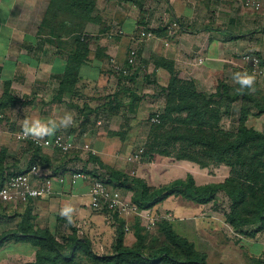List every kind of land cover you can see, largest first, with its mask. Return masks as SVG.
<instances>
[{
  "label": "crops",
  "instance_id": "1",
  "mask_svg": "<svg viewBox=\"0 0 264 264\" xmlns=\"http://www.w3.org/2000/svg\"><path fill=\"white\" fill-rule=\"evenodd\" d=\"M6 1L0 0V89L4 88L6 81H11V92L14 91L23 96L33 94L35 99L49 96L51 92L58 98L60 82L68 61L67 54L72 46L69 43V35L62 36L58 40L49 34L38 33L42 17L51 0H8L10 7L7 12H3L2 6ZM138 1L142 3V7L136 0H97L96 8L102 18L98 24L91 23L88 26V30L93 25L98 29L97 33H89L90 39L95 42L90 45V48L93 51L92 46H95L94 51H98V54L106 60L113 57L119 61H125L130 48L136 46L138 64L139 57H148V66L153 67L152 70L148 69L151 78L156 79L160 84H154V96L165 94L161 86L166 85V79L170 74L168 69L157 65L156 61L153 62L156 58L171 61L176 69L182 71L183 76L194 78L198 87L202 89L204 85L207 86V83L212 81V78L228 71V68L231 69L230 63L239 64L242 67L244 62L242 55L246 52L258 54L264 61V0H261L258 7L249 4L247 0ZM28 24L37 27L29 30ZM142 30L151 31L153 35L141 37ZM257 39L262 43H256L259 42ZM106 60L101 63L94 62L98 72L108 66ZM89 67L91 66L82 69V75L84 71L90 70ZM137 68L138 65L135 70ZM109 71H112L111 75L118 79V74L111 67ZM182 75L180 74L181 77ZM159 76L162 77L161 80H158ZM77 87L80 89V99L77 98L74 101L67 93L61 99L64 102L60 105L65 104L71 107H69L71 110H65L66 113H71L75 106L78 107L84 101L81 99L85 97L83 94L86 92H83L81 82ZM2 95L3 92L0 93V97ZM58 103L56 100L51 103L54 105L52 114L57 113ZM58 113L55 117L44 118L42 115L37 117L35 115L34 118L59 121L66 114ZM81 117V115H73V121L83 123L78 125V133L86 129V118ZM60 132L61 129H58L55 134ZM59 151L51 147L35 146L29 140H18L12 131L5 127L0 128V168L5 169L4 176L0 173V185L7 177L25 171L34 162L43 166L45 176L54 178L52 194L31 198L27 202L0 204V264H34L35 242L22 238L24 234L19 232L22 229L35 227L36 230L32 229L33 232L44 233L45 230L56 229L59 223L63 226V222L59 220L62 219L65 224L68 221L61 217L59 212L66 204L74 208L72 221L75 224L85 223L87 236L92 240L93 248L98 254L100 252L95 249V246H101L100 242L107 241L108 235L113 233V228L117 224L116 216L122 218L125 224L128 220L132 228L136 217L126 218L91 208V197L88 193L89 180L82 179L75 186H72L69 180L72 171L84 170L83 162H79L81 158H78L76 154H65L61 151L59 155ZM175 170L177 176L173 180L186 178L191 174L198 185L223 182L230 174V168L226 165L216 167L213 170L215 172L208 174L211 170L202 168L194 162L182 160L152 175L161 179ZM217 170L223 171L222 178L216 179ZM150 171V169L147 170L146 174L152 176ZM60 173L63 175V180L58 177ZM207 174L214 179H208ZM93 175L90 176L93 177ZM168 179L166 178L163 183L173 181ZM171 199V197L167 198L153 210L157 214L167 215L168 217H162L158 221L169 220L178 233L196 226L198 219L202 216L217 219V211L211 206L217 205L214 202L196 204L182 200L172 207L169 203ZM207 207L211 209L206 211ZM188 217L194 222H186ZM179 220L184 221V224L178 223L175 227L174 223ZM141 224L143 226L142 222ZM11 233L15 238L9 236ZM157 233L155 235L163 240L159 230ZM181 233L179 234L187 237ZM33 238L38 239L34 236ZM134 241L136 236L132 229L126 233L125 243L130 245ZM224 244L219 243L220 248ZM220 262L226 263L223 260Z\"/></svg>",
  "mask_w": 264,
  "mask_h": 264
},
{
  "label": "trees",
  "instance_id": "2",
  "mask_svg": "<svg viewBox=\"0 0 264 264\" xmlns=\"http://www.w3.org/2000/svg\"><path fill=\"white\" fill-rule=\"evenodd\" d=\"M136 2L142 7L140 1ZM96 4L97 0H51L41 24L40 33L47 32L58 40L62 36H70L69 43L72 47L68 51L66 70L60 82L61 96L63 93H73L78 88L81 71L91 52L89 37L84 36L86 26L101 20L100 16L95 15ZM155 61L157 65L170 71L169 82L161 86L167 104L163 115H159L161 124L157 123L150 129V139L142 159L150 161L154 152L173 154L177 160L191 161L202 168L209 167L212 163L226 165L230 168V174L219 183L198 185L193 175L189 174L186 178H177L159 187H151L144 179L134 177L129 172L107 168L95 156L94 160L108 174L104 177L106 182L117 188L133 189L132 201L140 208L152 209L171 196H180L196 204L216 203L218 193L223 191L231 200L230 210L225 214L226 221L242 235H255L262 228L250 231L244 227L264 222V132L248 126L246 120L254 107L260 113L263 111V102L254 99L247 89H236L225 80L214 91L200 90L196 80L182 79L171 61L162 58H156ZM136 76L137 70L134 68L129 76L131 83L136 81ZM123 78L122 74H118L119 89L110 96L109 103L113 104L121 93L129 99L127 103L121 102L113 106L114 113H120L127 104L134 111L139 100L141 101V96L136 93L131 83L123 84ZM10 87L11 81H6L4 93L0 97V108L18 101L33 102L32 96H13ZM240 95L243 103L238 130L225 132L221 126L222 112L216 105V99H225L230 108ZM184 111H188V114L177 119L173 117L175 112L183 115ZM176 121L180 122L178 126H167L168 123ZM0 173L4 176V167L0 168ZM115 218L120 227L117 230L119 236L116 252L112 254H98L93 248L92 240L86 235L79 236L75 228L67 238L69 253L49 230L38 233L30 232L26 228L19 233L22 232L24 236L21 237L25 239L34 236L44 240L50 251L55 252L50 256L39 253L34 264H59L61 257L66 262H72L79 253V256L82 255L95 264H209L207 253L200 251L193 241L180 235L169 220L158 223V230L164 239L159 243V236L145 232L146 228L136 217L132 223L136 241L133 245H126L125 221L117 216Z\"/></svg>",
  "mask_w": 264,
  "mask_h": 264
},
{
  "label": "rangeland",
  "instance_id": "3",
  "mask_svg": "<svg viewBox=\"0 0 264 264\" xmlns=\"http://www.w3.org/2000/svg\"><path fill=\"white\" fill-rule=\"evenodd\" d=\"M7 1L2 6L3 12H7L10 7V4L7 3ZM47 9L45 10V14L42 17L43 19L46 15ZM43 11L44 9L41 11V14L43 13ZM95 15L102 18L101 13L97 10V8L95 10ZM43 19L41 21V24L43 22ZM89 24L86 26V35L84 36H86L87 38L89 37L88 44L90 48V45L95 44V42L90 39L89 33H97L98 29H96L97 27L93 25V27L89 28L88 30ZM28 26L30 27L29 30H33L37 27L34 25L32 26L31 24H28ZM38 33H40V28L38 30ZM40 34L47 35V32H43ZM259 39H257V41L259 42L256 43L261 44L262 42H260ZM92 47L93 51L89 53V58L85 63L86 65L84 66H91L89 67L90 70L84 71L83 75L80 78V81L78 82V84H80L81 82L83 92H86L84 94L82 93L83 95H85V97H83L81 100L84 101L82 102V104H79L78 107L75 106L73 111L71 112L72 115L77 114L81 115L82 119L86 118V129L84 132L82 131L78 133V125L83 123L74 120L73 124L67 129L61 128V132L66 131L69 133H73L76 144L83 145L88 143L92 148L96 150V154L87 153L84 158L80 157L76 152H73L72 154H76L78 158H81L79 162H83L85 166L84 170L88 172L87 174H96V177H106L108 176V174L105 168H102L100 166V163L94 160L95 156L100 158V161L107 165V168H113L117 170L121 169L123 171L129 172L134 177L144 179L151 187H159L160 185L164 184L163 182L166 181V178H169L168 180H173V178L177 176V173H175L176 170L168 173L169 175H166V177H162L161 179H158L152 174L160 172L163 168L169 167L172 164L181 162L182 160L175 159V155H164L158 152H154L150 161L147 162L142 159V156L145 154L147 148V143L150 139V129L155 126V124L160 123V121L153 122L152 118L156 115L162 116L167 104L165 94L163 96L153 95L155 86L154 84H160L156 79L151 78V73L148 71V69L152 70L153 67L148 66V57H139V64L138 68L136 69V81L133 83L130 82L136 93L141 96V101L139 100V102L135 106L136 109L134 111H131L129 109V105L127 104L123 107L120 113L119 111L114 113L112 107L116 104H121V102L127 103V100L129 98L127 95L121 93L118 95V99L113 104L109 103L110 96L117 92L119 89L118 79L115 76L111 75L112 71H109V68H112L111 58L106 60V58L98 54V51H94L95 46ZM90 50L92 49L90 48ZM104 60L108 61V66H103L104 69L102 70L99 68L101 71L98 72L96 69L98 67L94 62L96 61L101 63V61ZM154 61L155 60H153V62ZM242 65L243 66L241 67L239 64L236 65L234 63H230L231 69L228 68V71H224L223 73H220L218 77L216 76V78H212V81L207 83V86L204 85L203 89L200 86L198 88L206 92H211L215 90V88L219 83H221L222 80H225L235 86L236 89H241L240 85L234 82L233 74L237 72H248L249 74H254L250 70V66L246 61H244ZM177 70L179 71V74L182 75V71H180L178 68ZM255 77L256 82L254 85V89H244H247L254 99L263 102L264 105V77L262 78L258 75H255ZM157 78L158 80H161L162 77L159 76ZM169 78L170 74H168L166 84L169 82ZM181 78L190 81L194 79L192 77L186 78V76L183 75ZM4 89L5 84L4 88L0 89V93H4ZM60 92L61 91L59 90L58 98L54 97L56 94L53 95V93L51 92H49L51 95L43 96L41 97V99H39L38 97L35 99V96L32 94V96L34 97V102L32 103H21L20 101H18L5 106V108H0V112H5L4 118L1 119L2 121L0 122V128L5 127L7 130L12 131L14 134H16V131L22 129V122L24 118H34L35 115L36 117L38 115H42V117L48 118L52 116L55 117L56 114H59L58 112H60L61 114L66 113L65 110H69L71 107L65 104L60 105L61 102H64V100L61 101V99L65 95V93H63L61 96ZM11 93L13 96L16 95L20 98H23V95L18 94L14 91ZM79 93L80 89L76 88V90H73V93L68 92L67 94L71 96V99L76 101L77 98L80 99ZM55 100L59 102L57 108L58 110L56 111V114L55 112L52 114L54 105L51 103L55 102ZM216 101V105L220 107V110L222 112V129L225 132H236L240 124V118L242 116V95L238 97L233 106L230 108L226 104L225 99L217 97ZM227 109H229V112L227 111ZM187 114L188 111H184L183 115H181L179 112H175L173 117L177 119L178 117L185 116ZM99 120L101 121L100 123H98ZM179 124L180 122L176 121L171 122V124L168 123L167 126L173 127L178 126ZM246 124L264 132V109L260 113L259 109L257 107H254L250 112V116L246 120ZM61 153L59 151L58 154L60 155ZM135 154H139V160L135 161L132 159V156H134ZM221 166L222 165L212 163V165L206 167L208 170H211L208 174H212L213 172H215L213 170L216 167ZM149 169L151 170L150 175L152 176L146 174V171ZM208 174L207 178L212 179L213 177H209ZM216 174V179L223 177V171L221 170H217ZM95 176L93 175V177ZM120 190H122V193L124 192V194H126L132 200V195L134 193L133 189L120 187ZM171 198L172 199L169 201V203L170 205H172V207H175L179 201L185 200L180 196H171ZM216 204L217 205L215 206H211L217 211V219H211L207 216H202L200 218L198 217L199 219L196 223V226L188 229L186 228L185 232H181L195 242L197 249L203 252H207L209 264H220V260L226 261L227 264H264V222H262L263 224L261 222H258L244 227L246 229H249L250 231L262 228L255 235H242L236 232L230 224H227L225 214L230 210L231 200L223 191L218 193ZM210 209L211 208L207 207L206 211ZM189 218L190 217L187 218L186 222H194V220L192 221ZM59 221L63 222L64 225L60 226L59 223L56 229H53L52 231H50L49 229V231L55 235L58 242L65 247V251L69 253V243L67 239L68 236L73 233L74 228L77 229L76 233L79 236H87L85 228L86 225L84 222L75 224L72 221L73 223L67 222L65 224L62 219H60ZM179 221L174 223L175 227H177L178 223L183 222L184 224V221ZM158 222L154 227L151 228L145 226V232H150V234L153 236L154 234H158L157 231L158 229H160ZM115 225L116 226H114L113 228V233L108 235V240L105 242H100L101 246H95V249L100 252V254H109L110 252H116V242L119 236V231L117 230L120 227V223L118 222ZM32 229L36 230L35 227H30V232H33ZM132 229L133 228H130V230ZM129 231L128 229H126L125 224V235ZM181 232L179 231V233ZM9 236L15 238L13 233L9 234ZM158 238L159 243H162L164 241V239L161 240L160 237ZM27 239L33 240V242H35L34 244L36 248V257L34 259V262H36L39 253L49 254V256L55 254L54 251H50L48 245L44 242V240L36 239L32 236L28 237ZM134 243L135 241L130 245H133ZM219 243L225 244L222 248H220ZM79 254L78 256L74 257V260L72 262H66L63 257H61L59 260V264H95V262L87 260L86 257L82 255L79 256Z\"/></svg>",
  "mask_w": 264,
  "mask_h": 264
},
{
  "label": "built area",
  "instance_id": "4",
  "mask_svg": "<svg viewBox=\"0 0 264 264\" xmlns=\"http://www.w3.org/2000/svg\"><path fill=\"white\" fill-rule=\"evenodd\" d=\"M247 2L256 7L260 6L261 0H247ZM176 24V23H175ZM151 31H141V37H151ZM246 61L250 70L258 76L264 77V63L260 55L253 52H246L242 56ZM202 59H200L201 61ZM112 70L116 74H122L123 84H130L129 76L132 69L138 65V49L132 46L125 61H119L111 57ZM4 118V113L0 112V119ZM159 115L152 118V121L159 122ZM101 121L99 120L98 123ZM16 138L21 141H31L38 147H51L60 150L62 153L71 154L77 152L80 157H85L87 153L96 154V150L86 143L78 145L75 142L74 135L69 132H60L51 137H46L45 141H37L31 137L24 139L21 136V130L16 131ZM139 154L132 156L133 160H139ZM63 180V175H58ZM82 179L89 180L88 193L91 197L90 206L96 211L107 212L125 216L126 218L137 217L144 226L148 228L154 227L158 220L167 215L157 214L152 208H140L138 204L133 202L131 198L124 195L120 188L106 182L104 177H92L83 169H75L70 174V183L72 186L78 184ZM54 192V178L45 176L43 166L34 162L28 169L23 172L15 173L5 179L0 185V204L9 202H27L31 198H39L52 194ZM130 225L126 223V229Z\"/></svg>",
  "mask_w": 264,
  "mask_h": 264
},
{
  "label": "clouds",
  "instance_id": "5",
  "mask_svg": "<svg viewBox=\"0 0 264 264\" xmlns=\"http://www.w3.org/2000/svg\"><path fill=\"white\" fill-rule=\"evenodd\" d=\"M233 80L240 85L241 89H254L256 77L254 74H249L248 72H237L233 74ZM72 124L73 115L71 113H66L59 119V121L42 118H24L22 122L21 136L24 139L31 137L38 142L45 141L46 137L53 136L58 129H67ZM73 212L74 208L71 205L66 204L61 208L59 215L66 218L69 223H72Z\"/></svg>",
  "mask_w": 264,
  "mask_h": 264
}]
</instances>
